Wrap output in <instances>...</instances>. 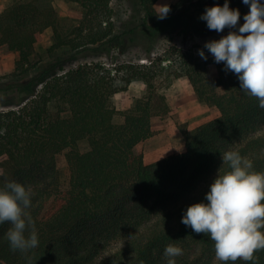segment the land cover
I'll list each match as a JSON object with an SVG mask.
<instances>
[{
  "label": "trees",
  "instance_id": "16d2710c",
  "mask_svg": "<svg viewBox=\"0 0 264 264\" xmlns=\"http://www.w3.org/2000/svg\"><path fill=\"white\" fill-rule=\"evenodd\" d=\"M70 1L82 10L71 40L59 32L57 12L35 2L15 0L0 14V43L19 53L17 75L39 68L34 46L49 27L57 39L52 48L67 44L78 56L125 53L128 40L154 39L162 25L186 16L187 8L179 9L188 0H178L162 20L156 0H139L141 16H132L138 24L121 33H115L113 0ZM169 53L180 61L175 77L187 76L198 99L220 115L193 130L181 128L185 151L150 164L136 147L153 136L152 119L166 116L170 108L153 84L149 65L110 69L92 62L53 71V63L30 78L0 81V187L16 181L31 190L27 211L39 238L29 261L10 249L5 238L10 224H0V264H167L164 250L170 243L183 249L176 264H223L215 260L210 237L181 221L190 205L206 202L219 170H229L223 152L238 151L253 161L255 171L264 172V109L240 89L223 62L212 82L206 76L212 60L200 62L177 47ZM120 74L126 87H117ZM138 80L147 84L148 94L124 113V123H116L114 95ZM83 140L89 144L85 152L79 149ZM66 149L70 182L62 189L56 157ZM255 255L257 264H264V251Z\"/></svg>",
  "mask_w": 264,
  "mask_h": 264
},
{
  "label": "rangeland",
  "instance_id": "374dc122",
  "mask_svg": "<svg viewBox=\"0 0 264 264\" xmlns=\"http://www.w3.org/2000/svg\"><path fill=\"white\" fill-rule=\"evenodd\" d=\"M14 1L8 0L7 5L10 6ZM25 1L35 2L42 10L54 9L60 17L57 25L60 34L63 37L66 36L64 37L65 39L69 36L68 40L75 37L71 32L82 18V10L79 4L70 0ZM138 2L139 0L112 1V7L115 12V33L124 32L138 24L137 21L133 23L135 20L132 17L136 14L141 16ZM225 2L226 0H188L182 6L183 8L179 9V12H183L184 7L187 8L184 11L186 16H177L170 22L162 25L159 32L155 34L154 39L144 38L139 35L133 41H127L128 48L125 53H120L118 49H114L108 56L104 54L100 56H78L77 51L67 44L52 48L53 45L57 44V39L54 29L49 27L37 35V41L34 46L37 54L35 60H40L39 68L24 76L17 75L18 73L14 72L11 68L12 62L15 59L14 53L16 52H10L6 45L0 43V67H4L3 69L0 68V81H21L30 78L31 76L41 74L44 70L50 68L53 63H57V67L53 68V71L61 66L69 69L75 68L76 64L79 63L92 62H102L110 69H114L116 64L132 63L136 65H149L154 73L153 84L157 91L165 96L170 112L166 116H156L152 119L153 136L140 143L136 147V152L143 154V156L146 153L149 158L148 160L153 163L160 161L185 151L186 140L181 128L193 130L220 115L216 107L198 99L194 87L187 76L175 77V72L180 70V61L178 58L171 57L169 50L177 47L183 52L192 54L200 62L212 60V63L206 68V76L209 81L213 82L216 80L219 75L218 66L222 62L216 63L214 57L204 45L211 40H218L224 34L234 29L225 28L223 32L209 30L207 22L202 20L201 16L207 8L216 5L223 6ZM227 2L232 9H239L241 7L239 11L242 14L238 23L239 26H242L245 22L243 17L248 13L249 6L245 5L242 0H227ZM261 3H264V0H261ZM190 16H194L195 19H191ZM130 23L133 24L131 25ZM149 47H151L150 52L147 51ZM201 49L207 55V60L199 56ZM152 62L153 64L151 65ZM122 76V74L116 76L118 77L116 82L117 87H126ZM132 83L134 85L130 93H128L130 90L129 86ZM132 83L126 90L114 95L113 100L118 110L115 116L116 123L124 117V113L131 109L138 99L148 94V86L145 82L138 80ZM132 97H134V100H132ZM117 102L119 103V109L116 105ZM129 103L130 107L125 109ZM79 149L82 152L87 151L89 149L88 141H81ZM67 152L68 149L62 151L56 157L62 189H67L70 182ZM3 160L0 158V174L3 172L1 169Z\"/></svg>",
  "mask_w": 264,
  "mask_h": 264
},
{
  "label": "clouds",
  "instance_id": "9594fccd",
  "mask_svg": "<svg viewBox=\"0 0 264 264\" xmlns=\"http://www.w3.org/2000/svg\"><path fill=\"white\" fill-rule=\"evenodd\" d=\"M249 6L244 23L239 26L241 13L229 3L209 7L201 16L209 30L230 31L219 40H211L204 47L216 63L223 62L225 71L234 73L240 89L258 101L264 109V3L261 0H242ZM159 19L170 11L167 5L159 6ZM199 56L207 60L203 49ZM227 171L218 176L206 193V202L190 205L182 223L196 234H205L214 242L215 260L228 264L242 260L257 264L259 251H264V172L254 170L253 161L238 151L221 154ZM31 190L16 181H6L0 187V224L9 223L5 238L13 252L27 254L39 245L35 221L28 213L31 207ZM183 254L176 244L164 250L167 264H176L175 258Z\"/></svg>",
  "mask_w": 264,
  "mask_h": 264
},
{
  "label": "crops",
  "instance_id": "0c3cea01",
  "mask_svg": "<svg viewBox=\"0 0 264 264\" xmlns=\"http://www.w3.org/2000/svg\"><path fill=\"white\" fill-rule=\"evenodd\" d=\"M7 1H8V0H0V14H1V13H2V12L8 7V5H7ZM177 1H178V0H156V2H155V4H154V8H155L156 12L158 13V12H161V11H162V9H161L159 6L167 5L169 8H171V6L175 5V4L177 3ZM14 55H15V59L13 60L12 65H11L12 70H14V68H15V66H16V61L19 59V53L17 54V52H16V53H14ZM0 68L3 69L4 67H0ZM133 85H134V83H132V84L129 86L130 90H129L128 93H130V91L132 90ZM131 93H133V92H131ZM131 95H134V94H131ZM115 97H116V96H115ZM132 100H134V97H132ZM116 105H117V107H118L119 103L117 102ZM127 105H128V106H127V108H125V109H128V108L130 107V103L127 104ZM118 109H119V107H118ZM115 120H116V118H115ZM124 121H125V118L122 117V118L119 120L118 123H124ZM139 145H140V144H139ZM137 147H138V146H137ZM144 158H145V161H146L147 163H153L152 161H149V160H148L149 158H148V155H147L146 153L144 154Z\"/></svg>",
  "mask_w": 264,
  "mask_h": 264
}]
</instances>
